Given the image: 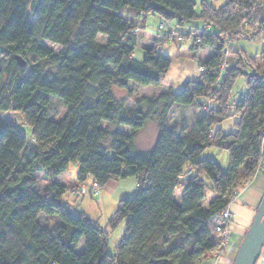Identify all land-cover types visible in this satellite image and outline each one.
<instances>
[{
	"label": "trees",
	"instance_id": "1",
	"mask_svg": "<svg viewBox=\"0 0 264 264\" xmlns=\"http://www.w3.org/2000/svg\"><path fill=\"white\" fill-rule=\"evenodd\" d=\"M149 15L160 17L159 30L168 33L153 38L137 61L134 49ZM196 21L216 29L184 35L195 36L194 51L211 50L199 64V79L132 106L117 98L114 88L130 82L162 85L172 64L161 55L166 39ZM100 35L107 39L99 41ZM258 36L264 42V0H226L220 8L202 1L199 14L194 0H0V264L211 263L217 246L211 219L264 164V47L256 57L227 47ZM226 48L237 61L223 72ZM239 77L248 96L235 106L237 131L227 134L220 126L231 117L230 93ZM53 97L66 108L58 120L49 117ZM175 105L202 109L188 131L170 126ZM8 111L22 115L23 128L1 117ZM153 120L157 139L141 151L137 135ZM210 147L228 151L227 172L201 159ZM71 163L79 165V183L91 178L101 189L133 178L134 196L121 198L103 223L69 208L64 196L70 187L57 177ZM192 171L197 176L190 177ZM199 174L208 176L214 192L207 205ZM121 224L125 234L111 253L110 231Z\"/></svg>",
	"mask_w": 264,
	"mask_h": 264
},
{
	"label": "rangeland",
	"instance_id": "2",
	"mask_svg": "<svg viewBox=\"0 0 264 264\" xmlns=\"http://www.w3.org/2000/svg\"><path fill=\"white\" fill-rule=\"evenodd\" d=\"M196 2V12L200 13V4L202 1H207L210 5L215 8H220L225 5L226 0H194ZM161 18L154 15H149L147 17V22L145 26V32L140 31L142 36L139 43L135 46L134 49V59L137 61H142L145 56L144 48L151 46L152 39L159 37L160 39L164 38L168 33V29L159 30V24ZM175 23L171 22L168 26H172ZM194 25L202 24V22H194ZM192 26L187 24L177 27L178 34L172 35V37L167 38L165 45L161 50V55L169 58L172 61L171 67L168 72L165 74V80L160 86H140L134 82L128 84L127 89L114 88L115 95L119 99H126L129 106H132L133 103L142 98V97H153L158 95L170 87L175 92L183 91L186 83L188 81L199 79L200 74L198 72L199 64H203L205 60L209 57L211 50L210 48H205L201 51H194L192 47L195 44V36L186 37L184 34H187L191 31ZM209 31L215 32L216 29L212 26L209 27ZM182 34V35H179ZM107 39L105 36L100 35L98 40L105 41ZM198 39V38H197ZM44 45L53 49L56 52L61 51V46L53 44L50 42H43ZM227 47L232 51H244L247 57H256L258 56L264 47V42L262 37L258 36L253 39L240 38L236 41H232ZM229 55V54H228ZM225 58L224 70L233 67L237 61V58L234 54H231ZM245 71L247 73H252L250 67L246 66ZM248 96V87L246 85L245 77H239L230 93V107L229 112L231 117L221 124L220 128L224 133H235L237 131L236 124L239 123L240 117L236 114V105L239 101L245 99ZM199 101H202L199 99ZM205 105V104H204ZM207 105V104H206ZM209 106V104H208ZM207 106V107H208ZM202 109L197 106H183L175 105L169 115V124L170 126L178 127L182 131H188L196 122ZM66 111L64 103L56 97L51 99L50 103V118L58 120V118L64 114ZM1 117L4 120L12 121L17 123L21 128L24 127L22 121V115L15 111L3 112ZM105 122H103V127ZM121 132L128 133L129 128L127 127H118ZM27 136H29L30 131L27 129L24 131ZM142 138H140L138 143H136L139 150H145L151 148L156 141L158 136V128L155 120L149 121L145 128L140 132ZM153 143V144H152ZM201 159H212L218 163L223 172H227L229 168V153L226 150L219 149L216 147L207 148L201 155ZM263 160H264V143H263ZM75 164L71 163L68 167V182L75 181L76 179V170ZM198 173L192 171L189 173L190 177H194ZM39 178V187L44 190L46 186V180L42 173L38 174ZM199 179L203 180L206 185L205 198L203 200V205H207L208 201L213 199L214 192L212 190L211 181L208 176L205 174H199ZM91 179L86 181L87 184ZM120 183L124 189H116L117 184ZM264 183V164L261 169L257 172L253 180L250 182V185L242 189L233 202L231 203V209L235 214L234 222L231 225V241L230 244L224 253L223 256L219 258L215 263L214 260H211L213 264H232L234 257L238 251V248L241 244L243 236L247 232L250 224L252 223L253 217L256 214V206L252 203V200L255 199V192L259 190L261 185ZM70 187V186H69ZM136 182L133 178L127 179H118L113 180L107 187V195L93 196L92 192H88L85 196H71L70 193H66L64 199L66 202L73 203L75 198L78 199L76 207L80 211H90L92 218L95 221H100L103 223L106 218H109L113 215L118 207V201L124 197H132L135 194ZM176 199L181 200L183 197V190L177 189ZM102 197V198H101ZM102 199L105 202H102ZM104 203V204H102ZM90 207V209L88 208ZM41 223L45 224L44 216H41ZM244 222L246 223L245 226ZM241 229V231H240ZM125 234V226L121 224L118 228L112 229L110 231L109 237V250L111 253L114 252L115 247L121 241L123 235ZM227 253V254H226ZM215 254V252H214ZM226 254V255H225Z\"/></svg>",
	"mask_w": 264,
	"mask_h": 264
},
{
	"label": "built area",
	"instance_id": "3",
	"mask_svg": "<svg viewBox=\"0 0 264 264\" xmlns=\"http://www.w3.org/2000/svg\"><path fill=\"white\" fill-rule=\"evenodd\" d=\"M229 37L226 36V39ZM200 42V38L197 40ZM229 49L226 48L223 50V54L227 56L229 54ZM199 72H204L202 67L198 68ZM250 182L245 184V187L249 186ZM92 192L93 196L101 195V187L97 181L91 180L89 184L86 182L79 183L76 186H70L69 193L77 196H85L88 192ZM235 214L231 209V205L227 206L223 210L220 211L217 215H215L211 221V229L217 238V246L215 249V254L213 258V263H215L221 256L226 252L230 241H231V225L234 222Z\"/></svg>",
	"mask_w": 264,
	"mask_h": 264
},
{
	"label": "water",
	"instance_id": "4",
	"mask_svg": "<svg viewBox=\"0 0 264 264\" xmlns=\"http://www.w3.org/2000/svg\"><path fill=\"white\" fill-rule=\"evenodd\" d=\"M20 66L26 61L21 56H16ZM264 249V194L258 205L255 217L247 232L243 236L238 251L232 264H257Z\"/></svg>",
	"mask_w": 264,
	"mask_h": 264
},
{
	"label": "crops",
	"instance_id": "5",
	"mask_svg": "<svg viewBox=\"0 0 264 264\" xmlns=\"http://www.w3.org/2000/svg\"><path fill=\"white\" fill-rule=\"evenodd\" d=\"M187 25H189V26H192V28H191V31H194V30H198L197 31V33H200L201 31H203V30H209V27L207 26V25H202V24H199V26L197 25H194V24H192V23H189V24H187ZM143 32H145V29H143ZM211 32V31H210ZM185 35V34H184ZM141 38H142V36H141ZM154 38V37H153ZM153 38H151V39H153ZM147 47H149V46H147ZM133 56H134V54H133ZM143 130V129H142ZM141 130V131H142ZM140 131V132H141ZM140 132L138 133V135H137V138H136V143H138L139 141V139L140 138H142V136H141V134H140ZM128 134V133H127ZM157 139V138H156ZM155 143V142H154ZM153 144V143H152ZM154 145V144H153ZM153 145H151L152 147H153ZM137 146V145H136ZM151 147V148H152ZM138 148V147H137ZM151 148H149V149H151ZM149 149H145V150H149ZM145 150H141V151H145ZM75 170H76V174L78 173V170H79V165L78 164H75ZM68 169L66 170V172L65 173H63V174H61L60 176H58L57 177V180L59 181V182H61L62 184H64V185H66L67 187L68 186H76L79 182L77 181V177H76V179H75V181H72V182H68L67 181V178H68ZM77 176V175H76ZM195 176H197V175H195ZM89 179H91V178H89ZM112 182V181H111ZM111 182H109L105 187H103L102 188V195L104 196L105 195V193H106V195H107V187H108V185L111 183ZM124 189L123 188V186L120 184V183H118L117 184V186H116V189L117 190H119V189ZM178 189H180V188H178ZM182 190V189H181ZM177 192H178V190H176V192H175V194H177ZM263 194H264V183L261 185V187L259 188V190L258 191H256L255 192V199H253L252 200V203L253 204H255L254 206H256V208H258V205H259V203H260V201H261V198H262V196H263ZM71 196H73V194H70ZM74 196H77V195H74ZM81 197H83V196H81ZM102 198V197H101ZM182 200V199H181ZM181 200H179L178 202H181ZM77 201H78V199L77 198H75V201L73 202V203H68L67 202V204H68V207L69 208H72V209H77V210H79L77 207H76V203H77ZM102 202H105V200H103L102 199ZM102 204H104V203H102ZM89 209H90V207H88ZM257 211V210H256ZM83 212H85V213H87L88 215H90L91 217H92V215L89 213L90 211H83ZM255 217V216H254ZM253 217V218H254ZM108 218H106L105 217V221L107 220ZM104 221V222H105ZM246 225V223L244 222V225L243 226H245ZM240 231H241V229H240ZM227 254V253H226ZM225 254V255H226ZM208 264H213V263H208ZM257 264H264V249H263V252H262V255H261V257H260V259H259V261H258V263Z\"/></svg>",
	"mask_w": 264,
	"mask_h": 264
}]
</instances>
